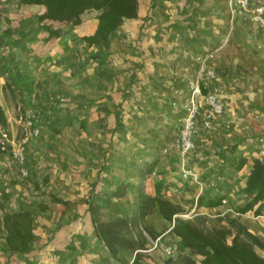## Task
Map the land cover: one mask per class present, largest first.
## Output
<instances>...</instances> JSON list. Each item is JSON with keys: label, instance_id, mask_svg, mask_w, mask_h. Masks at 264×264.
Here are the masks:
<instances>
[{"label": "rangeland", "instance_id": "374dc122", "mask_svg": "<svg viewBox=\"0 0 264 264\" xmlns=\"http://www.w3.org/2000/svg\"><path fill=\"white\" fill-rule=\"evenodd\" d=\"M150 5L167 11L172 8L171 13H165L163 25L153 32V14L146 13L141 23L143 34L113 38L106 62L90 57L95 49L84 58L80 56L65 76L61 71L57 80L62 88L56 92L40 91V98L33 96L23 102L4 88L5 76L0 75V102L9 120L6 130L13 141L11 146L26 138L28 170L26 176H20L10 151L0 148V155L7 154L4 162L0 160V215L24 206L36 219L37 214L41 215L38 201H52L51 194H56L74 198L65 199L67 203H60L55 210L68 213L79 207L89 211L90 202L106 199L97 218L109 221L135 209V189L140 182L145 191L153 192L155 181L162 179L165 195L178 194L182 201L178 203L182 212L177 215L208 228L218 223L217 214L201 213L191 204L195 198L183 196L178 189H190L188 181L199 184L201 180L215 182L228 177L229 185L235 183L243 190L241 185L251 159L264 160L257 142V137L264 134V36L248 16L230 10L229 0H153ZM19 8H0L1 34L13 26L9 13L17 14ZM8 44L0 52L14 49ZM206 70H212L214 76L206 77ZM197 84L199 121L208 109L204 95L215 87L223 109L213 117L211 128L198 129L197 150L186 156V166L192 165L187 167L197 180L192 176L183 179L179 168L178 179L185 186H174L176 182L165 179L164 173L169 164L177 166L174 162H181L172 142L186 113L184 104ZM28 114L33 119L32 126L38 128L37 134L24 128ZM241 155L247 161L240 171H234L231 160ZM151 161L153 168L147 172L146 162ZM207 161L214 173L205 175L206 170L200 172L193 166ZM139 168L144 170L142 181ZM75 171L78 177L71 176ZM55 172L61 173L57 184L51 180ZM72 177L79 185L62 181ZM119 185L124 187L122 194L112 195ZM198 214L205 218L195 220ZM261 214L264 211L248 212L252 219ZM150 218L147 222L144 217L141 224L159 232L160 244L152 250L156 259L164 264H197L200 256L177 244L178 238L170 230L173 221L163 219L157 212ZM3 231L0 221V232ZM146 237L149 246L153 239ZM165 244L176 245L175 256L169 260L162 250ZM256 251L264 254L262 248L256 247ZM142 254L143 260L152 257L149 251ZM132 255L123 253V260L129 262Z\"/></svg>", "mask_w": 264, "mask_h": 264}, {"label": "trees", "instance_id": "16d2710c", "mask_svg": "<svg viewBox=\"0 0 264 264\" xmlns=\"http://www.w3.org/2000/svg\"><path fill=\"white\" fill-rule=\"evenodd\" d=\"M19 2L42 4L45 9L38 15L39 20H56L69 26L79 24L84 11L99 10L94 31L80 36L88 45L95 46L96 49L90 53V57L99 62L107 61V50L111 38L115 35V30L124 19L137 17L139 9V0H20ZM43 27L47 31L48 37L58 36L62 33L60 28H53L50 24H44ZM18 33L10 25L4 29L2 34L0 33V49L9 46L8 43L14 47L12 51L0 52V75L5 76L4 88L10 90L14 96H20L22 101L26 102V100L30 101L33 96L40 98L41 83L39 80L29 77L19 65L16 53ZM203 91H206L205 88ZM0 126L5 129L9 126L8 117L1 103ZM9 147H12L11 143ZM246 161L247 158L243 155L237 158L233 157L231 160L232 169L240 170ZM146 163H148L146 171L150 172L154 163L153 161ZM213 169L211 167L207 173H214ZM138 175L142 181L144 170L139 168ZM217 179L211 184L215 193L209 195L205 200L204 196H199L197 205L216 206L221 203L229 188V179L228 177L222 180ZM123 189L124 187L119 185L111 191V194L119 196ZM135 190V209L131 213L123 212L120 216L109 221L97 218L99 207L102 202L107 201L106 199L88 204L95 234L102 240L108 249L109 256L117 264H145L142 252L148 248L146 235L155 239L159 232L151 225L141 224V220L151 214L153 209L163 219L173 221L170 230L178 238L177 244L181 248H187L191 254L199 255L197 264H264V255H260L256 251V247L264 249V240L250 231L237 217L217 214L215 220L218 223L204 228L197 225L194 220L184 219L177 215L182 212V208L165 195L162 179L155 181L152 194L145 191L142 182L137 185ZM243 193L246 201L236 210L244 213L253 209L256 214H259L264 206V160L260 157L251 159ZM51 198L53 202L67 203V200L56 194H51ZM48 207V203L38 202L40 211H44ZM195 217V220L205 218L202 214ZM1 219L3 227L7 231L6 241L9 248L13 252L28 253L35 238L33 231L35 216L31 209L20 206L17 210H6ZM126 252L133 254L129 262L123 260V253Z\"/></svg>", "mask_w": 264, "mask_h": 264}, {"label": "crops", "instance_id": "0c3cea01", "mask_svg": "<svg viewBox=\"0 0 264 264\" xmlns=\"http://www.w3.org/2000/svg\"><path fill=\"white\" fill-rule=\"evenodd\" d=\"M19 1L20 0H0L1 9L11 11V7L21 6L17 14L13 12L9 13L10 17H13L10 22L13 23V26L16 25V27H13L14 30L19 32L16 42V53L19 65L29 77L40 81L41 88L39 92H56L58 89L62 88L61 82L57 80L61 71H63L62 74L65 76L69 66L73 65L80 56L84 58L85 54H89L92 49H96L95 46L88 45L83 41L80 36L83 34H90L94 31L97 24L96 16L99 10L93 9L84 11L81 14V22L77 25L69 26L56 20H39L38 15L45 9L42 4H28ZM152 1L153 0H139L137 17L124 19L121 25L115 30V35L111 38V41L113 38L119 39L123 36L130 37V35L136 37L139 34H143L142 30L144 28L141 27V23L146 13L153 14V32L163 25L164 22L162 19L165 18V13H171L172 8H169L167 11L165 9L161 10L156 6L151 7L150 4ZM19 19L22 21L18 22ZM44 24H50L53 28H60L62 33L58 36L48 37L47 31L43 27ZM6 158L7 154L0 155V160H3L1 162H4ZM11 160L16 163L14 159ZM179 162L180 161L174 162L177 166L169 164V169L164 175L165 179H168V181L176 182L174 186H185V184L178 179L180 177ZM210 164L211 162L207 161L199 167L195 164H193V166L199 169L200 172L206 170L204 173L206 175L211 168ZM12 165H10L11 171H13L14 168ZM189 165L191 164L187 166ZM15 166L16 170L19 172L18 165L15 164ZM57 173L58 172H55L51 176L53 184L59 182L58 175L60 176L61 173ZM78 175L79 173L76 171L71 174V176L75 177H78ZM209 178L212 179V176H209ZM245 179L246 176L244 177L241 187H244ZM76 180L77 178L72 177V179H63L62 181L76 184ZM188 183L187 187H191L190 189L184 191L182 188L178 189V191L183 196L187 194L195 198V203L193 201L191 204H195L199 207L201 213L227 214L237 217L249 227L248 229L250 231L264 240V214L258 215V217L252 219L250 215H248V212L253 211V209L244 213H240L236 210L245 203L246 198L244 197L243 190L238 189L235 183L230 184L229 188L226 190V195L223 197L225 201H221V203L216 206H206L204 204L197 205L196 201L201 195L206 199L209 195L215 193L214 187L211 186V184H213L212 180L211 182L201 180L199 184L193 181H188ZM77 184L79 185V183ZM182 191L183 193H181ZM153 192L148 191V193L151 194ZM166 196L175 203H182L178 198V194H166ZM63 199L73 200L74 198L63 197ZM40 201L48 203L49 207L41 211V215L37 214L36 219H34V222L36 220V224L33 222L35 238L32 242L31 250L28 253L13 252L9 248L6 241L7 231L2 223L4 231L0 232V264H117L109 256L108 249L103 244L102 240L95 234L91 214L87 208H73L72 212L68 213L66 210L55 211L58 209V205H60L58 202H53L46 198L38 202ZM13 205H15V203ZM261 211H264V206H262ZM154 213H156L155 209H153L151 214L145 216V221L150 222V217L154 215ZM2 216L3 215H0L1 222ZM35 225L38 227L35 228ZM152 250L154 249L148 251L155 260H153L152 257H148L145 260L148 262H145V264H164L160 259H156V257L153 256L155 251Z\"/></svg>", "mask_w": 264, "mask_h": 264}, {"label": "built area", "instance_id": "2783aa9c", "mask_svg": "<svg viewBox=\"0 0 264 264\" xmlns=\"http://www.w3.org/2000/svg\"><path fill=\"white\" fill-rule=\"evenodd\" d=\"M229 7L233 13L239 15H246L254 22L258 30L261 32V35L264 36V0H229ZM206 77L214 76L212 70L205 71ZM216 87L208 91L204 95L205 104L208 106L207 111H205L204 116L199 121L197 115L199 114V102L197 100V94L200 93L198 84L193 87L192 97L184 104V109L186 111L183 118L181 127L179 128L172 145L181 155L180 162V171L181 177L183 179L192 176L194 180H197L195 173L186 166V156L187 154L197 150V142L195 135L198 132L199 128H211L213 125V117L222 112V104L219 101L218 95L215 92ZM33 115V114H32ZM23 115L20 114V120ZM33 119L28 116L24 121V128L29 133L37 134L38 128L32 126ZM0 148L3 151H10L11 156L16 161L19 169V175L24 177L27 175V167L25 165V152H24V143L26 138L18 142L15 146L9 147L11 140L9 138L8 131L0 126ZM258 142V151L260 156H264V135L257 137ZM171 188V187H170ZM225 199H222L224 202ZM159 238L157 237L152 240V244L145 249L148 251L157 247L159 243ZM162 250L165 253L166 258H173L175 256L176 245L165 244L162 246Z\"/></svg>", "mask_w": 264, "mask_h": 264}]
</instances>
